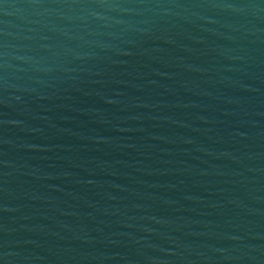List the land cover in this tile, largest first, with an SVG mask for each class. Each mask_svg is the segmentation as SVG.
Returning a JSON list of instances; mask_svg holds the SVG:
<instances>
[{"label": "water", "instance_id": "95a60500", "mask_svg": "<svg viewBox=\"0 0 264 264\" xmlns=\"http://www.w3.org/2000/svg\"><path fill=\"white\" fill-rule=\"evenodd\" d=\"M0 264H264V0H0Z\"/></svg>", "mask_w": 264, "mask_h": 264}]
</instances>
